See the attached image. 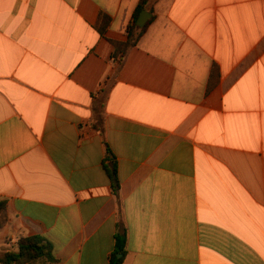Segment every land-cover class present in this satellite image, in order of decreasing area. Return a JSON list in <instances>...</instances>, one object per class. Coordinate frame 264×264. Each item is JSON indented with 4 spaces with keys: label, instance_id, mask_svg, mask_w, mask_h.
Returning a JSON list of instances; mask_svg holds the SVG:
<instances>
[{
    "label": "crops",
    "instance_id": "obj_1",
    "mask_svg": "<svg viewBox=\"0 0 264 264\" xmlns=\"http://www.w3.org/2000/svg\"><path fill=\"white\" fill-rule=\"evenodd\" d=\"M138 1L0 0V251L264 264V0Z\"/></svg>",
    "mask_w": 264,
    "mask_h": 264
},
{
    "label": "trees",
    "instance_id": "obj_2",
    "mask_svg": "<svg viewBox=\"0 0 264 264\" xmlns=\"http://www.w3.org/2000/svg\"><path fill=\"white\" fill-rule=\"evenodd\" d=\"M150 0H139L135 7L131 23L126 26L125 34L126 39L124 42L112 41L113 51L111 57L118 62L121 61L126 51L136 45L139 38L142 36L147 24L151 21V18L146 22L142 28L135 26V20L138 17L140 11L148 9L147 6ZM150 12V9H148ZM108 24V18L105 15L99 16L98 31L102 33ZM214 69V67H213ZM98 131H101L100 127H97ZM111 158V165L108 168V176L110 180L111 191L114 196L118 197L119 185L116 177V168L114 160ZM6 206L3 201H0V228L6 223ZM16 250L0 251V264H45L53 262L54 257L52 255L51 244L42 236L35 235L29 237H22L17 240ZM125 238L124 236L116 239L115 252L111 254L110 264H121L125 255L124 251ZM117 254L120 255L117 258Z\"/></svg>",
    "mask_w": 264,
    "mask_h": 264
},
{
    "label": "water",
    "instance_id": "obj_3",
    "mask_svg": "<svg viewBox=\"0 0 264 264\" xmlns=\"http://www.w3.org/2000/svg\"><path fill=\"white\" fill-rule=\"evenodd\" d=\"M149 18L150 13L146 12L145 10L140 11L138 17L135 20V26L139 29L142 28Z\"/></svg>",
    "mask_w": 264,
    "mask_h": 264
}]
</instances>
